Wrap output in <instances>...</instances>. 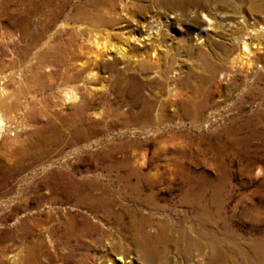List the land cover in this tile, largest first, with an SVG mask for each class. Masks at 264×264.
Here are the masks:
<instances>
[{"label":"rangeland","instance_id":"374dc122","mask_svg":"<svg viewBox=\"0 0 264 264\" xmlns=\"http://www.w3.org/2000/svg\"><path fill=\"white\" fill-rule=\"evenodd\" d=\"M186 2L173 10L159 8L152 24L149 16L156 11L149 8L134 12L141 22L133 26L140 31L150 29V38L164 41L151 59L162 75L152 74L154 69L137 72L144 86L135 92L136 85L127 82L133 71L117 75L102 68L104 55H115L106 49L104 57L98 58L99 66L93 69L96 83L83 87L81 81L65 84L68 81L65 77L85 62L86 50L89 54L93 52V45L78 38L63 18L51 27H44L46 16L40 9H46L49 0H0V65L6 66L16 58L25 64L31 62V68H16L11 77L0 81L2 264L21 263L14 262L22 254L15 234H21L23 227L46 234V212L50 209L43 205L42 215L37 216L30 208L37 194L46 193L40 190L36 194L33 189H39L40 182L48 180L55 171L94 181L98 191H107V198L112 201L110 214L104 209L87 212L97 230L93 238H88L91 247L79 252L89 264H148L141 256L137 231L131 227V222L141 217L149 218L143 228L155 241L149 245L152 249L148 248L154 264H211L212 245L219 247L223 255L219 256L220 264H264L250 256L244 260L240 255L241 250L250 254L251 239L264 237V160H255L254 156L264 155V141L261 137H253L247 144L243 141L253 128L260 131L264 126L254 122L264 115V96L260 93L264 89V0ZM253 4L260 7L258 12L251 10ZM74 5L71 2V7ZM198 8L208 13L211 25H215L213 13L217 9L232 14L241 12L251 27L260 29V48L252 66L232 61L233 46L227 39L208 38L213 35L211 26H207ZM23 25H27L31 34L25 39L21 35ZM69 28L74 34L71 42ZM116 28L117 25L108 27L110 34L115 35L108 41L98 39V44L111 41L117 46L119 40L128 42ZM128 44L136 47L132 40ZM240 47L243 51V45ZM165 78L172 83L169 91L163 85ZM64 90L76 93L77 102H66ZM173 94L178 99L196 101V106L195 102L187 107L175 104L169 107L174 112L173 118L162 120L163 103ZM54 100L61 108L57 117L49 111L53 110ZM81 100L90 103V109L85 111L89 121H84L81 127L94 131L88 139L73 144L68 138L73 130L65 132L64 128L71 122L80 123L70 114L75 111L74 103ZM113 109L120 112V118L111 117ZM187 110L191 113L195 110L198 116L195 113L182 116ZM132 114L136 120L128 122ZM48 121L56 125V130L44 128ZM230 130L235 131L234 135L228 134ZM43 134L56 140L55 143H41ZM127 168H141L146 173L147 179L139 189L134 188V178L128 182L121 180ZM8 171L10 176L5 175ZM222 173L227 179L222 211L215 212L212 193L208 192L209 216L203 219L192 202L184 200L186 187L183 188L181 178H201L215 184ZM37 199L38 203L44 200ZM51 209L53 215L57 210L67 214L72 211L67 202L51 205ZM31 239L30 236L27 242ZM191 239L199 241L202 248L191 247ZM54 251L65 252L59 247ZM76 259L71 263L79 264Z\"/></svg>","mask_w":264,"mask_h":264},{"label":"bare ground","instance_id":"6f19581e","mask_svg":"<svg viewBox=\"0 0 264 264\" xmlns=\"http://www.w3.org/2000/svg\"><path fill=\"white\" fill-rule=\"evenodd\" d=\"M186 1L185 0H61L60 3H56L53 0H49V3L47 4L48 6L47 7L45 6L46 9L43 8L40 9V7L39 9L42 12V14L43 15L45 14L46 16L45 18H43L44 20L42 22L45 28L57 24L60 21V19L63 18L64 21L66 22L65 24L66 26L71 25L73 27L72 32H75L78 38L87 41L88 43L92 44L94 47L93 52L91 54L86 53L88 50H86L85 54H83V56L84 55L86 56L85 58L86 60L85 62L79 64L78 67L79 70H77L76 72H72V74L70 73V75H67L68 73L66 72L67 73L66 75L68 77L65 78L68 81L65 82L64 80L65 84L81 81L83 87L89 84L92 85L93 82L96 83L97 81L96 74L95 72L93 73V69L99 66L98 58L100 57L102 58L105 56L104 58L106 59V61H103L105 63H103L102 65V68L104 70H107L109 72H114L117 75H124L126 72L133 71L130 74L127 82L134 83L133 85L134 86L136 85L135 92H138L144 86V83L140 81L139 77L137 76V72H143V71L148 72L150 70L153 71L154 69L155 71H153L152 74L154 75L157 74V76L161 74V71L158 69V67L153 66V64L155 63L152 64L151 59L155 57L154 54L161 48L160 45L162 46V42L164 41H159L158 37L155 39L154 37L150 38V33H149L150 29L140 31L138 27L133 26L141 22L139 21V19H136L134 17V12H142L149 8L153 12L156 11L154 14H151L149 16L151 19L150 24H152L154 22L153 20L156 19V15H159L157 11L159 10V8L162 7V8H167L168 10L169 9L173 10L174 8L183 7ZM218 1H223V0H218ZM71 2L72 3L74 2L75 4L74 7H71ZM251 8L253 12H258L260 7L258 5L256 6L253 4ZM211 9L214 10V8ZM203 10L205 12L207 9L206 10L203 9ZM198 12L200 15L203 16V19L206 20V22H208L207 26H211V28L209 27L208 28L213 35H211V37L208 36V38L216 37V38L227 39L233 46L232 61L236 62V64L238 63L240 65H245L246 67L252 66V64L255 62V57L258 55L257 54L259 52L258 49L260 48L259 47L260 44L258 41L260 40L259 38L262 34L260 29L258 27L255 28L254 26L251 27L249 20L245 18V16H243L241 12L236 11V14H232L229 13L228 11H224V10L217 11L216 9V11H214L213 13L214 15L213 21L215 22V25H211L212 24L210 21L211 19L207 18L208 17L207 12H206L207 14L203 13L202 9H200ZM213 15H211L210 18L213 17ZM113 25L114 26L117 25L116 29L118 31L116 32H119L120 37L121 35L123 37L125 35V38L129 39V41L127 42L125 40H119L120 45L117 43L119 46L118 45L115 46L114 45L115 42L114 44H112L111 41H109L108 44H106L107 43L106 42L105 43L106 46L105 44H103L104 46L99 45L97 42L98 39L108 41L111 36L113 37L115 35V34L111 35L110 31L108 30V27H111ZM64 29L65 32L68 33V29L66 27H64ZM70 29L71 28H69V35H70L68 38L69 41L70 39H72L71 36L72 35L74 36V34L71 35ZM21 35L24 39L30 37L31 34L28 31L27 25H23V27L21 28ZM202 38L203 37H200V39ZM118 39L120 38L118 37ZM131 40L132 42L136 43V47H131L130 46L131 44L130 45L128 44L129 42H131ZM203 40H207V42L209 41L207 38H204ZM240 45L241 46L243 45V51ZM105 49L109 52H114L113 54L115 55L112 57L111 55L103 56V54H105L103 53ZM250 54H252V57H249ZM18 59L19 58L13 59V61H11V63L7 64L6 66L0 65V81L5 80L8 77H11L16 72L15 71L16 68L19 67L31 68L30 66L31 62H29L30 64L29 63L25 64V62L20 61ZM64 70H66V68ZM62 75L64 74L62 73ZM61 79H64V76ZM171 84L170 81H167V79L163 83V85H165V88H167V91L171 89L172 87ZM61 87L63 88V86ZM56 88L58 89V87ZM260 93L264 96V89H261ZM64 95L66 102L71 100L75 102L77 100L76 93L66 92ZM82 101L83 100H81V103H74L75 111L73 110L74 112L70 114L74 118L79 119L80 123L76 124L71 122L66 125V128H64L65 132L69 131L70 129L73 130L72 133L67 132L69 134L68 138L69 140H71V142L70 141L69 142L73 144L81 140L88 139L93 134L94 131V130L89 131L90 129L88 130V128L84 129L83 127H81V124L84 121H89L87 115L85 114V111L86 109H90V103L85 101L82 102ZM193 102H195L194 105L196 106V101L194 100L190 101L188 100V98L178 99V95L173 94L171 95L170 100L164 101L163 109L160 113V117L162 120L172 119L174 116V112L169 110V107L174 106L175 104L181 105V107H187V105L193 104ZM204 104L200 105L198 103V105L200 106H203ZM52 106H53V110H49L50 113L54 115V117H57V115L59 116L61 111L59 103L54 100ZM193 113H195V110ZM193 113L187 110L183 113L182 116H188V117L193 116L194 115ZM110 115L115 120L121 117V114L117 109H113L112 114ZM194 116H198V115H196L195 113ZM134 120H136V116L134 114L130 115L129 118L127 119L128 122ZM254 122H257L255 124L264 123V115L258 117ZM44 124H45L44 128H46V130H49L50 132L51 130H56L55 128L56 125L54 126L53 123L48 121ZM38 131L40 130L38 129ZM234 133L235 131H231V130L228 131V134L230 136L234 135ZM253 137H261L262 140L264 141V126L260 131L259 130L257 131L256 128H253L251 134L243 140L244 143L247 144L250 141V139H252ZM55 141L56 140L54 139H48L46 136L44 137V134L43 137H41V143L44 144L46 143V145L55 143ZM254 156H255V160L256 159H258V161L264 160V155L262 154L259 155V153H256V155ZM10 174L11 171H8L5 175L10 176ZM145 174L146 173L141 168H127L125 169V173L121 174L123 175L121 177V180L124 182H128L130 181V179L134 178L136 180L134 188L139 189L140 186L147 179ZM181 181L183 184V188L186 187V189L183 191L184 200H190L192 202V204L197 208V210H199L198 213L200 215L199 217L204 219L209 216L208 208L206 205L207 203L206 196L208 192L212 193V198H213L212 202L216 206L215 212L219 214L222 211V208L226 200V196H224V192L227 188V179L225 173H222V177L220 181L215 184L214 183L208 184V182L206 183L201 178H191V177L184 179L181 178ZM96 187H97L96 184L92 180H88V179L79 180L73 174H69L67 172H62V171L52 172L48 180L44 182H40L39 189H33V192L37 194L39 193L40 190L42 191L44 190L43 192L46 193L37 194L38 195L37 198H40V200L41 199L44 200H41L42 202L38 203V199L35 197L36 199L33 200L34 205L33 207L31 206L30 209L33 210L37 216L42 215L41 213L43 212V210L41 209V207L43 205L48 206V209H50L49 211L46 212V217H47L45 221L47 223L46 234L43 236V234H40L38 230L34 229L33 231V229H28L30 227H26V228L23 227L21 234L19 235L15 234V238H17L16 241L21 244L20 248L22 254H19L17 256L18 259L14 258V262L20 261L21 262L20 264H56V263L58 264V262H56L58 260L60 261V264H69L73 262V260L76 259L77 257L76 260L80 262L79 264H87V263L89 264L90 262L85 261L82 255H80L79 251L83 249L88 250L89 247H91L88 244V238L90 239L94 237L93 234H95L97 230V225L95 224V222L93 223V220H91L90 217L87 215H89L90 212L93 213L99 211L100 209L101 210L104 209L107 212V213L105 212L106 214L108 213L110 214L111 205H112V201L107 198V194H106L107 191L101 190L99 192L98 188ZM150 199H152V197H150ZM64 202L70 204V207L73 212L71 211L69 214H67L55 210L56 212L54 211L55 212L54 215L51 214V212L53 211V209H51V205L53 207L54 204L64 203ZM39 209H41L42 211ZM81 210L82 211L84 210L86 212H84V214H81L80 212ZM87 212L89 214H87ZM37 221L39 223L42 222V220L39 219ZM148 223H149V218L141 217L137 220V222L136 220H133V223L131 222V227H133L137 231L138 246L141 249V254H142L141 256L148 262V264H154L155 261L152 256L153 254L150 253V250L148 248H150L149 245H151L155 241L152 239L151 235L143 228ZM30 236L32 237V239L27 242V239ZM189 245L197 249L202 248L201 244L199 243V241H196V239L189 241ZM248 245L250 246V254L242 250L241 251L239 250L241 257L245 260L250 256L252 259H257V262L262 261L264 263V237L262 239L260 238L259 240L251 239ZM58 247L65 252L62 254H57L55 253V251L53 252V250H56ZM218 248L215 245L211 246V250H212L211 264H217L220 260L219 256L221 254ZM50 249L51 250L53 249L52 250L53 253L51 252ZM1 254L2 253H0V264H2L1 260H3V256ZM220 263L221 261L219 262V264Z\"/></svg>","mask_w":264,"mask_h":264}]
</instances>
